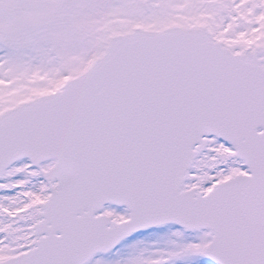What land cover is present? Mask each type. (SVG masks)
Segmentation results:
<instances>
[{
  "label": "snow or ice",
  "instance_id": "6c2138e0",
  "mask_svg": "<svg viewBox=\"0 0 264 264\" xmlns=\"http://www.w3.org/2000/svg\"><path fill=\"white\" fill-rule=\"evenodd\" d=\"M0 264H264V0H0Z\"/></svg>",
  "mask_w": 264,
  "mask_h": 264
}]
</instances>
